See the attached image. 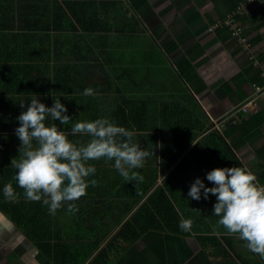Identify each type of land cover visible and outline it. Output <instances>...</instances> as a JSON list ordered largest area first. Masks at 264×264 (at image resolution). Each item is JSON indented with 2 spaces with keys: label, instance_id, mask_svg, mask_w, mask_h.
<instances>
[{
  "label": "trees",
  "instance_id": "obj_1",
  "mask_svg": "<svg viewBox=\"0 0 264 264\" xmlns=\"http://www.w3.org/2000/svg\"><path fill=\"white\" fill-rule=\"evenodd\" d=\"M148 5V0H0V45L6 48L1 52L3 54L7 51L8 59L19 63L28 58L36 69L49 70L53 67L63 73L65 69H75V76L65 73L61 77V81L56 84L59 90H63L65 86L67 91L74 88V82L83 77L81 72L84 70L87 72V69L99 68L109 74L113 66L115 72L126 67L135 79L146 77L143 84L148 93L153 92L159 96L164 93L166 98H173L177 94L188 92L183 78L193 84V76L191 73L187 75L186 68L180 69L179 74H176L175 69L168 68L164 52L153 38L147 36L139 17ZM258 14L262 16L264 10L260 9ZM93 16H96L99 22H105L101 26L104 33L109 31L108 28L112 24L110 21L120 22L117 27L114 26L116 29H113L112 38H109V34L113 33L110 31L106 39L98 38V33L103 32L92 22L95 20ZM122 16L127 20L123 21ZM4 31L6 35L2 34ZM10 31H16L17 35L10 38ZM104 54H107L110 60L105 59ZM106 61L111 63L110 68L107 67ZM51 62L54 64H50ZM30 63L17 66L21 70L32 69ZM7 66L8 69L15 68L11 64L4 67ZM166 67L169 70L166 71ZM162 70H165L166 74L161 76ZM111 81V75L105 76L109 87L112 86ZM121 83L116 78L115 90L119 93H123ZM171 84L175 90H171ZM86 98L78 94L71 99L68 96L67 101H64L68 110L66 114L72 118V122L78 121L81 109L79 106L87 107L80 104L84 103ZM180 99L173 103L168 102L161 116H158V110L155 109V104H152L151 107L146 106V112L150 113L146 121L142 122L143 118L135 119L142 130L153 132L148 135L145 144L153 153L158 141V132L163 133L164 145L169 148L166 163L179 157L192 140L194 127L191 124L194 111L186 107L183 98ZM131 103L139 104L138 96H135ZM12 111L4 110L5 119L2 120L3 116L0 121L11 119L9 115ZM136 111L141 117L139 108H136ZM239 121H225L227 123L224 132L214 128V123L207 125L203 130L204 135L144 202L140 203L142 197L156 183L155 172L146 181H141L138 192L133 189H119L120 194L124 192V195L130 196V201H122L121 198L120 201L110 198L104 200L109 204L115 201V204L108 207L109 217L106 222L100 223L103 224L102 227H96L94 224L84 225L79 220L71 221V226L78 224L80 229L78 239L74 237L70 240L59 233L60 223L55 224L50 219L48 206L42 201L26 199L24 190L14 180L17 171L14 168L0 167V211L35 244L39 250L38 258L43 264H116L128 255L129 246L147 235L159 232L195 238L211 260L231 261L239 258L244 264H257L258 261L250 262L238 251L242 240L235 235H228L222 226H217L219 217L213 214L214 204L217 202L214 195L209 194L208 199H204L201 190L199 201L188 196L191 184L196 178L203 180L206 187H213L214 185L206 179L208 172L216 168L244 165L227 141L230 129L235 131L240 128ZM170 130H173L172 135ZM149 158L152 159V155ZM9 182L18 194L15 201L5 199L3 194V187ZM88 192H91L90 186L87 194L74 202L78 209L81 204L89 202ZM120 202H123V205L119 204ZM129 214L130 216L123 220ZM188 218L194 223L191 231L185 232L179 224L181 219ZM54 227H57V230H53ZM113 231L115 232L110 237ZM109 237L106 244L90 260L103 240ZM19 251L16 250L13 258L20 254Z\"/></svg>",
  "mask_w": 264,
  "mask_h": 264
},
{
  "label": "crops",
  "instance_id": "obj_2",
  "mask_svg": "<svg viewBox=\"0 0 264 264\" xmlns=\"http://www.w3.org/2000/svg\"><path fill=\"white\" fill-rule=\"evenodd\" d=\"M148 1V7L142 10L139 17L147 36L153 38L164 52L165 59L168 61V68L175 69L176 74H179L180 69L186 68L187 75L191 73L193 76V84L183 78L188 92L181 95L177 94L173 98H166L164 93L160 96L153 92L148 93L143 84L146 77L142 76L144 79L141 77L135 79L130 70H127L124 76V78L127 77V80L124 82L122 79L123 93H119L115 90L116 78L111 75V83H113L109 87L105 82V76L108 75V72L95 67V69H87L89 70L87 72L82 71L83 77L74 82V88L70 91H67L66 86L63 87V90H59L56 88V84L61 81V77L65 73L75 76V69H65L63 73L60 69L53 67L49 70L36 69L34 63H30L28 58L20 63L14 59L11 61L6 56L7 51L2 54L1 51L6 48L0 45V118L5 115L4 110H13L9 115L11 119L0 121V167L12 168V159H19L21 142L15 134V129L20 126L17 117L27 110L28 104L35 95H38L39 101L47 107L53 105L54 98L60 99L61 96L64 97L60 99L63 104L64 101H67L68 96L70 99L78 96V94L80 97H87L84 103H80L87 107L79 106L81 109H79L78 121L107 118L116 125L132 131L134 133L133 142L140 144L141 148H146L147 137L153 133L142 130L135 120L143 118L142 122L146 121L147 115L150 114L146 112V106L151 107L152 104H155L154 107L158 110L157 114L161 116L168 102L173 103L178 98H183L182 101L186 107L194 111L191 124L194 127L192 140L182 154L166 163V154L169 148L167 149L164 145L163 133L158 132L157 145L153 149L154 154L152 155H157L158 159L151 161L148 158L143 168L133 170L138 173L136 181H125L114 168V161L101 159L89 162L96 168V173L89 179L98 181L97 186H90L89 202L81 204L78 211L74 213L69 212L67 205H65L57 210L54 215L50 214V219L55 224L60 223L58 226L59 233L70 240L74 237L79 238L78 229L71 228V221L78 222L79 220L84 225L85 222H88V224H94L96 227H102L103 224L100 223L106 222L109 217L108 207L115 204V201L109 204L104 200L110 198L120 201L119 198H121L122 201H130V196L124 195V192L120 194L119 189H133L138 192L137 189H140L141 181H146L148 176L155 172L157 173L156 183L142 197L140 203L144 202L150 193L162 184L165 177L174 170L180 159L204 135L203 130L206 126L222 119L225 121L240 120V128L235 131L230 129L227 141L234 148L240 161L257 175L259 184L264 186V179H262L264 177V14L262 16L258 14L260 9L264 10V0ZM230 16H236L237 22L235 23L240 27L238 33L234 32L232 26L222 25V22ZM2 34L6 35V32L4 31ZM8 35L11 38L16 36L17 32L10 31ZM76 62L78 61L76 60ZM24 63H30L32 69L21 70L17 66V64L24 65ZM7 64H11L15 68L4 67ZM50 64L54 63L51 62ZM114 76L122 77L119 73ZM132 79L134 80L132 81ZM89 87L93 88L95 94L92 96L83 95L84 90ZM170 88L175 90L172 84ZM135 96H138L139 104L132 105L131 101ZM22 101L25 103L23 108L19 106ZM245 105H249L250 108L241 109ZM136 108L141 111V117H139ZM49 123H56L61 130L70 132L71 126L75 122L71 120L68 125H61L58 120L49 121ZM169 133L172 135L173 130H170ZM69 139L74 142L87 143L90 137L78 134L76 136L69 135ZM100 190L104 191L101 192ZM119 204L123 205V202ZM130 214L123 220L128 218ZM54 229L57 230V227ZM115 231L111 233L110 237ZM110 237L103 240L102 245L94 251L90 260ZM155 237L157 240L161 238L160 243L163 245L173 237L180 238L163 232L157 233ZM183 238L187 241L191 239L189 237ZM141 240L143 241V239ZM140 241L129 246L128 255H134L133 251ZM195 245L202 251L198 243ZM17 249L20 250V254L13 258ZM238 251L250 262L255 260L258 261L257 264H264V259L248 255L249 252H252L248 250L246 242L243 240L242 244L238 246ZM0 254L4 258L0 261L1 264L8 262L32 264L31 259L40 260L38 258L39 250L35 244L1 211ZM210 260H208L209 263H212ZM212 261L221 264H244L239 258L231 261Z\"/></svg>",
  "mask_w": 264,
  "mask_h": 264
},
{
  "label": "clouds",
  "instance_id": "obj_3",
  "mask_svg": "<svg viewBox=\"0 0 264 264\" xmlns=\"http://www.w3.org/2000/svg\"><path fill=\"white\" fill-rule=\"evenodd\" d=\"M93 88H86L85 96H92ZM25 106L22 101L19 105ZM60 99L54 98L51 107L32 97L27 110L18 117L20 126L15 134L21 144L19 159L13 158L11 167L16 169L14 180L24 190L29 201H42L49 213L67 205L69 212L78 211L75 201L87 194L89 186L98 181L89 179L96 173L90 161L106 159L114 161V168L125 181H136L138 173L154 153L133 142L134 133L118 126L107 118L93 121H77L70 132L61 130L56 123L68 125L72 118ZM90 137L87 143L72 141L69 135ZM213 187H206L203 180L196 178L188 196L194 200L216 197L213 214L219 217L217 226H222L228 235H235L246 242L252 253L264 259V186L257 175L246 165L211 170L206 175ZM5 199L15 201L18 197L13 184L3 187ZM193 211H199L193 209ZM194 221L181 219L179 227L190 232Z\"/></svg>",
  "mask_w": 264,
  "mask_h": 264
},
{
  "label": "rangeland",
  "instance_id": "obj_4",
  "mask_svg": "<svg viewBox=\"0 0 264 264\" xmlns=\"http://www.w3.org/2000/svg\"><path fill=\"white\" fill-rule=\"evenodd\" d=\"M94 14V13H91ZM92 18H94L95 20H93L92 22L95 23V25L98 26V29H100V32L103 33H98L100 34L98 36V38L100 40L106 39L108 37L109 31L113 32V29L115 31L118 24H120V22L118 21H110L112 24H110V28H108L109 31H106L104 33V30L101 29V26H103V23L105 22H99L98 20H96V16H93ZM122 20L126 21V17L122 16ZM104 21V20H102ZM155 30V29H152ZM97 34V35H98ZM113 33L109 34V38L113 37ZM96 35V36H97ZM161 39V38H160ZM140 42V41H139ZM138 42V43H139ZM105 55V59L108 58L110 60V57L107 56V54ZM103 58V56H102ZM107 62V61H106ZM108 64V62H107ZM111 64V63H109ZM107 65V67H111V65ZM106 67V66H104ZM167 67H169L167 65ZM167 67L165 68V70L167 71ZM99 69V68H98ZM112 69V70H111ZM110 69V75H113V77L118 78L114 75H116V73H119L122 75V78H118L120 83L123 81L125 82L127 80V77L124 78L126 71L128 70L126 67L123 68H119L117 72H115V68L112 66ZM100 70V69H99ZM162 70L160 72V75H164L166 74V71ZM115 72V74H114ZM123 73V74H122ZM109 75V74H108ZM121 79V80H120ZM134 79H132L133 81ZM158 156H152V159H150L151 161H157ZM149 161V160H148ZM148 176V175H146ZM149 177V176H148ZM85 224H88V222H85ZM72 229L76 230H80L78 228V224L72 225L71 226ZM155 235L157 234H150L147 235L146 237L143 238V241L141 240L138 245L136 246V249H134V255H126L125 259L122 258L120 259L116 264H135V262H137V264L142 263V264H221V263H216L213 262L212 260L208 259L207 256L200 251V249L197 247V242L195 240V238H191L190 241H187L185 238L180 237L179 239L177 238V240L173 237L170 240H167L164 245L162 243H160V239L155 237ZM175 240V241H174ZM190 242V243H187ZM131 248V247H130ZM9 249V248H8ZM143 249V250H142ZM19 251V249H18ZM143 252V253H141ZM248 255H254L257 257H260L257 254H253V253H248ZM0 261H2L4 258L2 257V255L0 254ZM261 259V258H260ZM212 263H209V261ZM32 264H43L42 261L40 260H30ZM20 263V262H17ZM1 264V263H0ZM7 264H16V263H10L8 262Z\"/></svg>",
  "mask_w": 264,
  "mask_h": 264
},
{
  "label": "built area",
  "instance_id": "obj_5",
  "mask_svg": "<svg viewBox=\"0 0 264 264\" xmlns=\"http://www.w3.org/2000/svg\"><path fill=\"white\" fill-rule=\"evenodd\" d=\"M235 22H237V20H236V16H234V17L230 16V17H227V19H225V20L222 22V25H223V24H224V25H230V26L233 27L234 32H235V33H238V32L240 31V27H239V25H238L237 23H235ZM243 40H244V39H243ZM248 106H249V105L242 106L241 109H243V110H247L248 108H250V107H248ZM213 127L219 129V130L222 131V132H224L225 129H226L225 120L222 119V120H220L219 122L214 123Z\"/></svg>",
  "mask_w": 264,
  "mask_h": 264
},
{
  "label": "flooded vegetation",
  "instance_id": "obj_6",
  "mask_svg": "<svg viewBox=\"0 0 264 264\" xmlns=\"http://www.w3.org/2000/svg\"><path fill=\"white\" fill-rule=\"evenodd\" d=\"M172 235V234H171ZM176 236V235H175ZM174 238H176V240H177V237H174ZM175 241V240H174ZM202 252H203V250H202ZM204 253V252H203Z\"/></svg>",
  "mask_w": 264,
  "mask_h": 264
}]
</instances>
